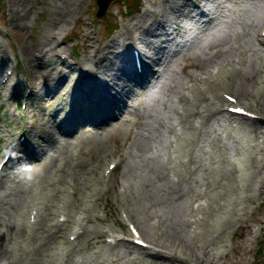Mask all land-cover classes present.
<instances>
[{
	"label": "rangeland",
	"instance_id": "obj_1",
	"mask_svg": "<svg viewBox=\"0 0 264 264\" xmlns=\"http://www.w3.org/2000/svg\"><path fill=\"white\" fill-rule=\"evenodd\" d=\"M20 1V12L18 14L16 5L17 15L13 18V2L3 0L0 4V50L17 63V74L13 75V81L17 83L19 92L18 97L7 99L8 91H2L0 103L9 102L12 105L10 108L19 116L22 110H15V104L18 105L19 100L25 101L28 105L25 109L28 127L37 140L48 131L56 134L51 127L52 122L61 113L60 108L67 109L68 95L63 92L66 82L79 74V70L70 72L75 68L70 61H78L79 68L83 65L88 67L98 57L92 56L94 46L101 48L112 44L119 57L109 55L112 61L111 75L104 77L102 66L96 69L100 78L98 82H109L106 85L109 89L110 84L114 85L120 82L119 78H125L123 74L132 75V63L123 61L125 57L129 59V49L123 46L128 40L124 38V26L130 27L131 34L147 56L161 59L153 74L149 73L143 88L137 90L141 97L136 113L124 115V125L116 132L109 130L99 134L95 130V124L101 122L97 115L89 114L92 113V85L82 86V90L89 89L90 101L79 93L74 116L64 125L63 129L68 134L75 127L65 148L69 163L63 166L64 161L57 160L63 166L58 173L62 174L60 179L64 183L59 193H56V189H49L48 194L52 195L49 200L56 205L58 197L67 194V188L73 193L76 203L80 200V204L84 192L90 191L92 186L99 188L101 194L98 203L91 205L87 234L74 246L66 248V252L57 248L60 243L57 234V238L44 251L43 263L51 264L48 262L49 254L55 252L57 257L52 262L57 264H159L143 256L138 247H114L106 244V236L96 237L94 233L89 235L88 231L96 227V230H111L121 237H131L123 224L127 212L132 215L133 224L145 239L157 238L162 230L170 233L169 225H172L177 231L176 235L191 242L192 214L198 207L191 197L202 195L200 193L205 191L200 184L206 180L207 169L240 166L244 158L252 156L263 158L264 163V137L260 135V141L257 139L263 127H253L256 133L251 134L248 124L231 120L227 114L213 115L208 121H202V115H198L192 119L197 129L193 135V130H189L190 125L181 122L177 114L183 109L186 111L189 105L179 101L182 94H192L196 88L205 87L203 79L218 83V73L229 70L230 64L239 71L232 77L235 90H229L234 94L229 91L223 93L247 102V96H254L253 93L264 87V47L258 41L264 20V0H206L203 8L208 13L204 14L206 21L193 31L184 28L191 24L187 17L182 18L181 26L174 25L173 11L180 7L179 0H142L133 14L126 10L129 1L113 0L98 18L96 0ZM149 2H156V5ZM55 7L62 10V14L50 18L55 13ZM181 9L186 11L184 7ZM151 11L157 12L166 25L168 34L165 39L151 36L148 32L142 33L139 23L149 21L148 12ZM108 23L116 24L117 29L110 36H105L103 28ZM23 46H28V53L22 52ZM55 53L64 55L65 62L60 63ZM34 54L40 56V62L35 60ZM56 65L61 74H65V69L68 71L67 79L59 90L49 79V74H55ZM115 76L119 78L112 81L111 78ZM148 81H151L150 84H147ZM29 84L33 93L27 96L25 90ZM261 104L264 107V100ZM209 107V103L205 102L200 106L202 111ZM5 117L6 123H9L10 118ZM2 118L1 108L0 124H3ZM10 126H13L12 123ZM1 143L2 140L0 147ZM191 143L193 153L190 155L192 162H189L187 146ZM30 144L33 145L32 139ZM42 153L43 158L38 157L33 164V172L28 173L26 179L17 180L19 188L24 189L28 181H37L43 174L47 176V181L50 179L46 168L52 150L46 146ZM118 158L120 164L109 177L103 178L104 170ZM181 168L184 174H187L185 169L191 171L190 181L177 182ZM260 177L264 178V168L260 171ZM52 178L57 181L59 177ZM47 181L44 186L49 185ZM195 182L196 185L193 184ZM32 189L38 191V196H46L41 187ZM256 191V187L251 189L253 194ZM22 197L24 195L18 188L6 194L3 184L0 186V225L7 221L13 203ZM68 199L74 201L70 195ZM237 204L239 218L224 239L210 244L204 253L201 247H195L202 264H264V182L258 199ZM76 211H72V218ZM196 215L200 216V213L196 212ZM13 241L9 244L11 247ZM0 264L8 262L0 258Z\"/></svg>",
	"mask_w": 264,
	"mask_h": 264
},
{
	"label": "bare ground",
	"instance_id": "obj_2",
	"mask_svg": "<svg viewBox=\"0 0 264 264\" xmlns=\"http://www.w3.org/2000/svg\"><path fill=\"white\" fill-rule=\"evenodd\" d=\"M11 1L15 6L12 13L13 18L15 15H17V7L19 14V8L22 6V2L20 0H16L15 4V0ZM168 1L169 0H164L163 2ZM179 1L181 3L180 7H177V9L173 11L175 14L174 25L176 27L181 26L182 18L187 17L192 24H190L188 30H196V26H200L206 21L204 14L207 12H205L203 9L205 7L204 5L206 0ZM148 4L156 5V2H149ZM181 7H184L186 11L181 9ZM61 11L62 10H60L58 7H55V13L53 12L54 14H51L52 16L50 15V18H54V16H60L62 14ZM148 13L150 16L149 21L139 23V27L141 30H143L142 33L148 32L151 34V36L162 37L165 39V35L168 34L165 23L159 19L157 12L151 11ZM63 18L65 19V16H63ZM193 20L195 22H192ZM65 23H67V21H65ZM124 28L126 31L124 38L128 39L126 40V44L123 45L124 49H129V44L133 45L136 43L139 46L143 64L141 72L133 70L132 75L130 76L123 74L125 78H119L116 76L112 77V81H117L119 78L120 82H116L114 85L110 84V88L108 89L106 85H109V82H98L100 78L96 74V69L99 66H102L101 72L104 77L111 75L110 70L112 61L109 55H112L114 58H118V51L113 50L112 44H108L101 48L96 46L93 47V50L96 52L95 57H98L94 59V61H92L91 65L88 67L83 65L81 68H79V63H77V66L70 72L72 73L74 70H79L78 76L70 78L68 83L66 82L65 85L67 88V93L71 97L77 93H82L87 101H90V92L89 89L82 90L81 86L83 85H92L91 90H93V86L96 87V91H91V94H105L106 99L104 98V104H96L93 112H89L90 115L95 114L100 118L99 120L101 123L95 124L94 126L95 130L99 134L109 130L115 132L118 131L124 125V115L136 113L140 104L139 99L141 97V94H139L137 90L143 88L149 73L152 72L153 74V69L161 62L160 58L147 56L144 53L143 48H141L139 41L135 40L133 33L131 34L130 27L124 26ZM170 40H172V38ZM180 44L181 43H179V45ZM116 45L118 46V44ZM22 52L28 53V46H26V48L23 46ZM34 56L36 61H41L39 55L34 54ZM143 58H147L149 61L147 62ZM123 61L126 63H128V61L131 62L130 53L129 59L125 57ZM8 62L9 58L6 56V52L0 50V76L2 75L3 70ZM55 67V74H49V79L53 81L59 90L67 79L68 71H65V74H61L59 66L56 65ZM238 72L239 71L237 67L230 64L229 70H222V72L218 73V83H212V81L203 79L202 81H204L205 87H198L193 91L192 94L185 93L180 96L179 101L183 103L187 102L189 105L186 111L183 109L181 112H177V114L181 122L186 125H190L189 130H193V135L194 132L197 131L196 127H194L192 123L193 118L197 117L198 115H202V121H208V119H210V117L213 115L227 114L231 120L237 119L244 124H248L251 128V134L256 133V130L253 129V127H263V132H259L257 134V139L260 141V137H264V107H262L261 104V101L264 100V87H260L255 93H253L254 96L246 95L247 102H244L235 94L238 97L239 104L241 106L229 105V107L241 108L248 113L253 114L254 116L252 118L246 116H237L224 110L223 108V106L226 105V101L222 98L221 93L223 91L235 90L232 77H234L235 74L237 75ZM150 82L151 81H148L147 84H150ZM70 85H73L74 87L73 89L68 90V86ZM0 86L3 87V91H8L7 99H13L19 96V92H17V85L12 84L11 82L1 83L0 80ZM209 94L211 97H208ZM215 101L217 102L214 103ZM202 102L209 103L210 107L202 111L200 108ZM67 105L68 109L65 111L64 108H60L61 113L57 116V119L53 120L52 122L51 127L55 130L56 134H54L52 131H48L45 136H40L37 140V137L33 135L28 126H24V129L21 128L22 122L20 117L18 118V121L16 120L15 125H7V118L5 115L8 116L12 122L15 121V115L10 111L11 104H9V102L0 103V108H2L3 114V124H0V140H2V147L0 148H4L3 156L6 153L9 154L7 162L3 166V171L5 172L4 180L3 183H0V185L3 184L6 194L11 193L18 188L19 192H22V195H24V197H22L20 200H16L13 203L12 209L7 214V221L0 225V258H3L8 262V264H45L42 261L44 251L57 237L56 233H53L50 225H48V221L43 219L37 224L35 228H33L32 236H30L31 239L33 238L35 240L34 244H38L36 251L30 253L31 251L28 247L22 248L19 246L17 249H14L13 246L11 247V245H9L13 240L16 242L19 240V228L25 230V225L23 223V209L26 208L30 203L35 202V200H40L43 202L44 209L50 218L57 210H61L62 212L66 213V215H69L76 208L82 210L81 213L83 215L79 217L78 220H74L71 217L70 219H65L66 222H69V224L66 226V229L69 228L71 224L75 225L70 233L75 235L73 236L74 240L72 242V246H74L76 241L82 238L85 233L87 234L86 227L89 221V216L92 212V204L86 203L82 206L81 204L76 203L73 194L71 197L74 199V201L70 202L67 193L62 194V198L58 197L57 200H62L64 202L61 206H59V204L56 206L49 200L52 199V195L48 194L49 189L50 191H54V189H56V193L62 191L61 185L64 182L62 181L63 179H60L62 174H59L58 172L61 171V167L67 166L69 163L65 148L68 143V138L72 136L73 131H75V127L71 129L72 132L69 134L64 131L63 128L68 119L72 115L74 116L75 108L71 105V103H67ZM136 121L138 120L136 119ZM17 123L19 126H17ZM66 130L68 131V129ZM18 134L24 137L22 141L18 140L19 138H15V136ZM182 137L184 136L182 135ZM30 139H32V146L30 144ZM15 141L17 142L14 144ZM46 146L50 147L52 150V153L48 156V168H46V172L50 174V179L47 181V176L45 177V174H43L37 181H28V185L24 189L19 188L17 180L19 178L26 179L27 174L33 172V164L38 159V157H40V159L43 158L42 150ZM192 147V143L191 145L187 146V148H189L187 150V152H189V162H192V156H190L193 153ZM3 156L0 159L1 161ZM58 159L64 161L63 166L57 163ZM244 159V163H242L240 166L225 165L217 169H207L206 180L203 184H200L202 188L204 186L205 191L200 193L202 195L198 196L197 194L196 197H191L193 199V203H198L195 213L192 214L194 219L191 223V225H193V237L191 242H187L180 238L179 235H176L177 231L172 225H169L170 233L166 230H162L161 234L157 235V238L152 240L142 237L143 235H141L138 229L134 226L135 230L140 236V239H138L147 244V246L141 247L137 246L133 240L120 238L115 231L111 230H96V227H92L88 231L89 235L94 233L97 235L96 237L107 236L108 238H112L111 244L114 247L118 245H132L134 247H138L143 256L151 258L154 261H158L159 264H202V260L195 252V247H201L204 253L210 244L221 242L226 236L227 232L234 226V223L238 217L237 212L239 204L237 203H247L258 199L260 190L263 188L264 178L260 177V171L264 168L263 158L257 159L256 156H252ZM185 170L187 171V174H184L182 168L180 169V172H178V183L191 180V171L187 169ZM9 171L10 173H8ZM53 176L54 178L59 177L57 181H53ZM45 181L48 182V186H44ZM84 182L86 183L87 181L84 179ZM196 183L197 182L193 184L196 185ZM34 187H41L44 192H46V196H40L41 199H37L38 191L32 189ZM253 187L257 188L255 194L251 192V189H254ZM30 195H32L31 199L27 200ZM92 196L96 199V192ZM82 199L83 198L81 197V200ZM203 200L204 202H201ZM96 203H98V201L94 204ZM229 203H232L231 206H229ZM196 212L200 213V216H197ZM131 216L126 212V218L130 221V224L133 225L134 222L131 220ZM62 226L63 225L57 226L56 224L58 233ZM173 231L176 232L173 233ZM65 243L71 244L68 241ZM23 255H27L28 258L24 260ZM215 261L216 263L218 262L217 259Z\"/></svg>",
	"mask_w": 264,
	"mask_h": 264
},
{
	"label": "water",
	"instance_id": "obj_3",
	"mask_svg": "<svg viewBox=\"0 0 264 264\" xmlns=\"http://www.w3.org/2000/svg\"><path fill=\"white\" fill-rule=\"evenodd\" d=\"M111 1L113 0H96V3L98 5L97 17H101L105 13L108 4Z\"/></svg>",
	"mask_w": 264,
	"mask_h": 264
},
{
	"label": "trees",
	"instance_id": "obj_4",
	"mask_svg": "<svg viewBox=\"0 0 264 264\" xmlns=\"http://www.w3.org/2000/svg\"><path fill=\"white\" fill-rule=\"evenodd\" d=\"M138 1H139V0H136V2L134 1V3H135V4L133 5L134 7L137 5ZM114 28H115V24H109V23H108V24L106 25V29H105V31L107 32V34H110V33L113 31Z\"/></svg>",
	"mask_w": 264,
	"mask_h": 264
},
{
	"label": "snow or ice",
	"instance_id": "obj_5",
	"mask_svg": "<svg viewBox=\"0 0 264 264\" xmlns=\"http://www.w3.org/2000/svg\"><path fill=\"white\" fill-rule=\"evenodd\" d=\"M147 51H150V49L149 50H147ZM146 54H147V52H146ZM3 91V87L2 86H0V92H2Z\"/></svg>",
	"mask_w": 264,
	"mask_h": 264
}]
</instances>
